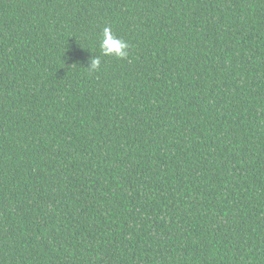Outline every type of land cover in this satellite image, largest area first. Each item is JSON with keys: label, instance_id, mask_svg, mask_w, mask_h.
Returning a JSON list of instances; mask_svg holds the SVG:
<instances>
[{"label": "trees", "instance_id": "1", "mask_svg": "<svg viewBox=\"0 0 264 264\" xmlns=\"http://www.w3.org/2000/svg\"><path fill=\"white\" fill-rule=\"evenodd\" d=\"M0 264H264V0H0Z\"/></svg>", "mask_w": 264, "mask_h": 264}, {"label": "clouds", "instance_id": "2", "mask_svg": "<svg viewBox=\"0 0 264 264\" xmlns=\"http://www.w3.org/2000/svg\"><path fill=\"white\" fill-rule=\"evenodd\" d=\"M101 54L104 56L115 55L117 58L124 59L129 55V43L119 37L114 36L110 27L103 29V38L99 45ZM101 60L99 56H93L88 66L91 70H99Z\"/></svg>", "mask_w": 264, "mask_h": 264}]
</instances>
